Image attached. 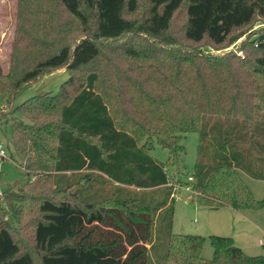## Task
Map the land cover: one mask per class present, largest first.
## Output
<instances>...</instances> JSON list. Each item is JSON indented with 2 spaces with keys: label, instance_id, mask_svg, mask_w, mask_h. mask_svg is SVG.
Segmentation results:
<instances>
[{
  "label": "trees",
  "instance_id": "obj_1",
  "mask_svg": "<svg viewBox=\"0 0 264 264\" xmlns=\"http://www.w3.org/2000/svg\"><path fill=\"white\" fill-rule=\"evenodd\" d=\"M144 2L17 0L23 39L13 46L8 73L0 65V100L7 94L12 104L21 86L47 71L65 66L69 75L55 93L0 109V125H9L26 175L0 191V213L8 195L22 205L19 226L0 217V264H264V256L244 253L232 237L210 235L213 257L206 259L203 236L172 232L174 182L182 173L177 141L187 132L198 135L184 183L197 191L195 202L264 208V197L255 198L238 171L264 179V26L235 49L214 51L264 17V0ZM57 3L79 26L80 34L65 43L48 27L59 16ZM179 11L181 38L170 29ZM62 25L71 31V19ZM44 45L53 50L44 54ZM246 51L252 60H244ZM137 58L168 61L173 72L140 79ZM144 137L168 150L172 179L150 145L139 144ZM41 176L71 199L43 196L30 212V189ZM27 224H34L31 249L19 242ZM159 230L166 240L162 255Z\"/></svg>",
  "mask_w": 264,
  "mask_h": 264
},
{
  "label": "rangeland",
  "instance_id": "obj_2",
  "mask_svg": "<svg viewBox=\"0 0 264 264\" xmlns=\"http://www.w3.org/2000/svg\"><path fill=\"white\" fill-rule=\"evenodd\" d=\"M35 2H50L54 3L57 0H34ZM142 5H144V0H141ZM55 11L58 12L59 16L54 17L48 26L54 34H56L58 43H65L71 39H75L79 34V26L74 18H71L57 3L55 6ZM71 19L70 32H64L62 27V22L65 19ZM185 17L183 11H179L173 17L171 22V31L175 36L182 37L181 28L184 23ZM264 26V17L257 16L256 19L252 22L250 26H247L241 30L240 37H238L232 44L221 48L215 49L214 51H230L239 46L241 41L246 39L247 36L253 32L252 30L258 29L259 27ZM18 29V5L17 0H0V65L3 74L8 73L11 64V56L13 51L14 44L22 43L23 38L18 37L17 32H20ZM53 34V33H52ZM53 34V35H54ZM237 35V33L235 34ZM20 40V42L18 41ZM51 51L53 50L52 47ZM50 48L47 45H44L41 50L44 54H47L50 51ZM50 51V52H51ZM238 55L244 57V52L238 50L236 52ZM120 55H117V58ZM245 61L252 60L251 57L247 55L244 59ZM132 63L136 65L137 77L140 79H164V73H172L173 68L168 61H161L158 65L150 64L148 60L136 59L132 60ZM254 67L257 66L254 64ZM134 71V70H133ZM164 72V73H161ZM160 73V74H159ZM256 74V73H253ZM69 75V70L67 67L63 66L51 71H47L39 75L35 80L24 84L21 88L14 94L12 99V104L7 102V94H4L0 100V109H11V105H17L23 102L25 99L39 94L44 93H55L59 89L61 83L67 79ZM219 77V76H217ZM256 77H259L258 75ZM130 109H134L131 106ZM3 122V121H2ZM1 123V122H0ZM197 133L196 132H187L181 135L177 143L181 145L182 151L178 154L179 167L182 173L180 177H176L179 182H174V187L186 186L184 183L189 176L193 163L196 156V145H197ZM11 132L9 125L3 122L0 125V147L5 151V155L0 157V191L6 187H13V182L19 180L23 181L26 179V175L22 168L18 165V158L15 156L13 148L11 146ZM144 143L145 145H150V154L164 163V168L168 174L169 179H172V171L175 166H171L167 163L168 150L159 146L152 139L144 137L139 144ZM180 171V170H179ZM244 172V171H243ZM38 174L44 172L38 171ZM182 174V176H181ZM244 174V173H243ZM243 177H246L245 175ZM175 178L173 179V181ZM253 188V195L255 198L264 197V181L254 178H245ZM44 176L37 177L36 182L38 184L37 189L31 188L32 195L35 197L27 201V207L29 211L35 212V207L37 202L43 196L52 198L54 201L61 199H71V197L66 192L53 191V184L51 181L46 179V183H43ZM11 184V185H10ZM249 186V187H250ZM14 189V188H13ZM14 193H19V188L12 190ZM174 209H173V218H172V232L173 233H188V234H198L204 237L200 254L203 258L211 259L213 257V247L210 240V235H220V236H229L232 237L233 242L236 246L240 247L244 253L250 256H264V208L261 209H248L243 210L240 213H249L247 218L242 217L240 214H237L231 210L227 209H218V210H207L201 209L193 206L186 201V199L191 195L190 189H185V187H179L174 191ZM197 194V191L192 192L193 195ZM194 197V196H193ZM5 212L0 213V217H4L9 221L11 225L16 227L19 226V223H22L19 214V209L22 206L21 201L16 198V196H9L4 201ZM167 210H163L160 214L161 217L165 218ZM160 224V223H159ZM34 225V224H33ZM33 225L27 224L23 234L20 239V245L23 248L31 249L33 247V239L31 238V231ZM158 240L156 244V251L160 254L164 251L166 247V240L162 236L161 230H159ZM37 251L34 252L37 258ZM162 255V254H161ZM174 261H171L170 264H174Z\"/></svg>",
  "mask_w": 264,
  "mask_h": 264
},
{
  "label": "crops",
  "instance_id": "obj_3",
  "mask_svg": "<svg viewBox=\"0 0 264 264\" xmlns=\"http://www.w3.org/2000/svg\"><path fill=\"white\" fill-rule=\"evenodd\" d=\"M193 165H194V163H193ZM193 171V168H192V170H191V172ZM239 171V174H240V176H241V178L244 180V182L246 183V185L248 186V188L250 189V191L252 192V195H253V188H251V186H250V184L247 182V180H245V178H253V177H251V176H249L248 174H246L245 172H243L242 170H238ZM189 173L190 175L189 176H191V174L192 173ZM173 173H175V170H173L172 171V174ZM244 173V174H243ZM246 176V177H243V176ZM189 176H187V177H189ZM254 179H256V178H254ZM259 180H262V181H264V179H259ZM250 186V187H249ZM179 187H185V189H190V191H191V195L186 199V201L187 202H189L190 204H193V206L194 207H196L197 206V208H201V209H207V210H218V209H227V210H231V211H233V212H237L238 214H240L242 217H244V218H247L248 216H249V213H240V212H243V210H248V209H242V210H237V209H235V208H233V207H231V206H229V205H222V206H220V207H217V208H210V207H208V206H203V205H200V204H198L197 202H195L194 200H193V194H192V192H194L193 190H192V188H191V186H178L177 188H179ZM177 188H175V189H177ZM253 196H255V195H253ZM258 199V198H257ZM252 210H255V209H252ZM236 213V214H237Z\"/></svg>",
  "mask_w": 264,
  "mask_h": 264
},
{
  "label": "built area",
  "instance_id": "obj_4",
  "mask_svg": "<svg viewBox=\"0 0 264 264\" xmlns=\"http://www.w3.org/2000/svg\"><path fill=\"white\" fill-rule=\"evenodd\" d=\"M5 155V151L0 147V157H3ZM188 179L190 180L191 177L189 176Z\"/></svg>",
  "mask_w": 264,
  "mask_h": 264
}]
</instances>
